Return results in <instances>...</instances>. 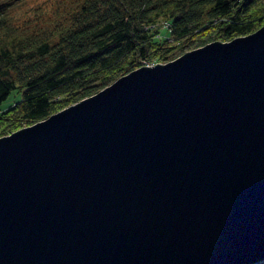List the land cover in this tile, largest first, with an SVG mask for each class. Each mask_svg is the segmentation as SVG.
<instances>
[{
  "label": "water",
  "instance_id": "water-1",
  "mask_svg": "<svg viewBox=\"0 0 264 264\" xmlns=\"http://www.w3.org/2000/svg\"><path fill=\"white\" fill-rule=\"evenodd\" d=\"M264 259V24L0 137V264Z\"/></svg>",
  "mask_w": 264,
  "mask_h": 264
},
{
  "label": "trees",
  "instance_id": "trees-1",
  "mask_svg": "<svg viewBox=\"0 0 264 264\" xmlns=\"http://www.w3.org/2000/svg\"><path fill=\"white\" fill-rule=\"evenodd\" d=\"M262 2L56 0L74 4L64 13L66 23L50 31H12L0 42V104L15 89L22 91L18 101L0 109V134L36 123L146 61L164 62L174 50L253 32L264 24ZM161 19L166 25L157 29ZM7 28L0 23V34Z\"/></svg>",
  "mask_w": 264,
  "mask_h": 264
},
{
  "label": "rangeland",
  "instance_id": "rangeland-1",
  "mask_svg": "<svg viewBox=\"0 0 264 264\" xmlns=\"http://www.w3.org/2000/svg\"><path fill=\"white\" fill-rule=\"evenodd\" d=\"M55 1L56 0H0V6L3 3V12L1 11L2 9L0 7V23H4V25L6 24V26L9 27L5 30V33L3 31V33L0 34V42H4L3 40L7 37V35L10 36L9 33L12 31H22L27 29L30 30L28 31V33H31L38 31V29L42 27H45L47 31H50V29L54 25H56L57 22L62 24L66 23L62 20L65 16L64 13L66 11H71V7L74 6V4L63 3L56 5L54 3ZM262 5L264 6V0L262 2ZM165 25V19H161L156 23L155 27H157V29L160 27L161 29V26ZM33 26L37 27L36 30H31ZM180 51L181 50H174L172 54L167 57V59L169 60H166L164 62L158 60L156 62L154 61V63H152L153 61H146L143 66H152L155 63H166L186 52ZM21 97L22 91L20 89H15L11 92L9 97L0 104V109L8 108L16 101H18ZM25 125L26 124H24L23 126ZM20 128L14 126L7 127V131L1 133L0 137L11 134L12 132ZM263 260L264 259L261 260L262 263H264Z\"/></svg>",
  "mask_w": 264,
  "mask_h": 264
}]
</instances>
